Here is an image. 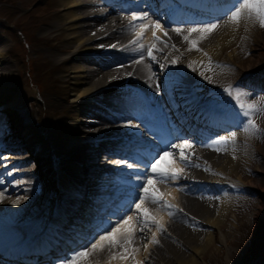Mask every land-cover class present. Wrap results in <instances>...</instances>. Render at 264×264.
<instances>
[{
    "label": "bare ground",
    "instance_id": "6f19581e",
    "mask_svg": "<svg viewBox=\"0 0 264 264\" xmlns=\"http://www.w3.org/2000/svg\"><path fill=\"white\" fill-rule=\"evenodd\" d=\"M166 1L57 0L53 16L47 17L36 40L26 37L30 43L27 51L8 45L6 35L0 33V151L15 152L16 156H4L3 161H8L5 167L19 166L22 169L14 174L28 179L23 183L27 185L26 197L20 201L0 173V209L4 205H10L4 211L14 209L12 216L0 214V264H44L48 256H60L64 264H79L88 256L101 259L109 252L112 257L103 264H207L209 257L225 245L230 232L227 235L223 231L236 226L234 194L247 187L241 171L252 151L242 134L232 129L237 118L231 110L226 111L228 107L220 98L226 99L240 86L251 88L248 82L240 84L239 78L234 83L237 74L233 66L238 60V46L257 39L254 18L244 6H238L237 0H180L183 13L171 9ZM164 4L168 9H159ZM148 9L159 21L156 27L145 25L146 13L142 11ZM184 34L190 41L183 43ZM24 56L31 68L38 64L47 73L23 78ZM246 75L257 76L250 71ZM35 83H40V88ZM153 84L166 103L158 100ZM48 85H53L55 102L40 93ZM29 86L33 89L25 90ZM244 88L243 93H248ZM126 90L136 91L145 100L143 105L150 103L155 108L165 104L184 138L173 145V162L158 151L151 167H137L140 170L132 174L126 191L119 194L127 193L122 199H106L112 216L92 228L91 239L107 229L108 222L112 225L110 219L119 210L131 206L138 190L143 194L134 209L117 216L122 222L116 226V233L100 237L95 249L82 252L87 242L79 233L86 229L75 219L77 212L90 196L113 194L111 188L105 189L111 177L102 164L103 156L109 159L112 170L124 169L114 152L120 150V157L134 154L135 149L127 150L129 145L137 146L133 138L149 144L141 131H152L155 125L142 114L140 106L132 116L126 113L134 105L123 92ZM32 100L44 103L40 116L36 110L32 112ZM24 101H30V114ZM156 126L159 136L164 131L175 139L167 123ZM223 130L226 134L216 135ZM214 145L216 151L210 152ZM94 147L101 151L94 152ZM31 162L35 165L27 166ZM100 175L104 184L97 192ZM139 175L147 176L140 189L136 188ZM161 176L169 182V193L159 197L153 189L159 186ZM192 191L208 199L195 200L200 197ZM78 194L77 199L70 197ZM186 194L195 198L190 200ZM51 198L54 201L48 205ZM156 202L161 203L162 213L153 222V233L143 253L132 262L129 254L144 234L143 217ZM103 207L99 204L94 208ZM93 209H85L84 216H94ZM179 219L182 225H178ZM62 238L76 245L67 246V252L62 253L58 250L66 246ZM167 247L166 253L160 252Z\"/></svg>",
    "mask_w": 264,
    "mask_h": 264
},
{
    "label": "rangeland",
    "instance_id": "374dc122",
    "mask_svg": "<svg viewBox=\"0 0 264 264\" xmlns=\"http://www.w3.org/2000/svg\"><path fill=\"white\" fill-rule=\"evenodd\" d=\"M56 2L57 0H0V33L6 35L5 41L8 43V45L15 46L16 50L20 49L27 51L30 43L26 41V37L28 38L30 36L31 38H34V41L36 40L35 36H38V32L46 26L47 17L53 16ZM237 3L238 6H244L245 10L249 12L251 16H253L254 32L256 34L255 36H257V39L253 37L247 42H242L238 46V60H236L234 63L235 67L233 66L234 73L237 75L233 80L234 83H237V79L239 78L241 82L240 84L248 82V84L251 85V83L254 81H256V84H253V86L251 85V88H244L240 86L237 92H229V95H227L226 99L220 98V100L222 101L223 105L225 104V106L228 107L226 111L231 110L237 117V125L235 129H237V131L242 134L246 147L250 149L252 153L248 158V162H245V166H243L241 171L243 182L247 185V188H242L234 194L233 210L235 212V217L237 218L235 226L236 229L229 228L228 230L225 229L223 231L224 234L228 235L229 232L231 234L229 233L225 245L222 244L218 250L209 257L207 264H264V71L262 70L264 69V0H237ZM146 17L145 25L147 27L157 26V23L159 22L158 19L149 16L148 13H146ZM182 37L183 39L181 40L184 43V41H186V35L184 34ZM194 37L195 36H191L190 39L195 40L196 38ZM126 38L127 37L123 39L125 40ZM187 40L190 41L189 39ZM192 43L193 42L191 41L188 43V45ZM38 48L39 47H37V49ZM44 51L47 50H43L42 52ZM24 58L21 61L22 66L20 72L23 78H35L36 74L47 73L46 69L38 64L36 69L31 68L32 64L28 61L27 56H24ZM10 62L12 63L13 59H10ZM13 70L14 74H17V65L15 63L13 65ZM249 71L250 73L257 75L256 78H248V75L246 74L249 73ZM256 71L261 72L257 74ZM52 75L54 74L52 73ZM17 80L18 79H16V81ZM16 84H18L20 87H23L20 83ZM35 84L36 86L40 85V83L39 85L38 83ZM52 87L53 85H48L47 88L43 87L41 88L40 93L43 98L47 97L51 100V102H55L54 99L56 96L53 94L54 91L51 89ZM241 88L246 89L248 93H243ZM26 89L30 90L33 88L29 86L28 88H25V90ZM29 102L30 101H28L26 104L24 101L23 106H28L27 113L30 114L31 108ZM31 104L33 105L32 112L36 110L40 116V110L44 109V103L42 104L41 101L39 102L32 100ZM57 119L58 118H55V120ZM124 123H126V121H124ZM232 129H234V127ZM226 132L227 130L222 132L220 137L226 134ZM216 146L217 145L212 146L214 148L210 149V152H215L217 148ZM96 148L97 147H94V149ZM98 151H100V149L94 150L96 153H98ZM12 153L13 152L10 151H3L0 153V158H4V155ZM175 153L176 151L174 150L171 153L166 152L165 155L167 156L169 162L174 161L173 159L175 158ZM102 159V164L106 168L107 157L103 156ZM2 160L3 159L0 160V173H3L4 177L2 180L8 181L7 183L9 184L7 187L14 190V195L17 197V200H20L21 198L25 199L27 193L25 189L27 188V185L25 184V186L23 183L28 182V179L26 177H22L20 174H14L16 170H21L22 168L13 165L5 167V164L8 165V161ZM125 161L127 160L125 159ZM34 165L35 164L31 162L27 166L33 167ZM126 175L127 173L121 174L123 178H128L129 175L128 177H126ZM111 180L113 183L112 185H114L113 187L118 186V188L121 189L125 186L124 184L118 185L117 183H119V181H117L114 176L111 178ZM96 184H98V186L103 185L101 175L98 177ZM168 184V180L161 176L159 186L153 189L154 194L158 195L159 197L163 196L168 192ZM100 191L101 187H98L97 192ZM192 194L200 198H195V196ZM192 194H186V197L190 200H193L194 198L195 200H198L201 199V197L202 199L204 198L203 200L208 199V197L199 196L198 192L192 191ZM53 198L47 200L49 203L48 205L53 203ZM142 199L143 194L141 190H139L137 197H135L131 203L133 206L130 207L134 209V207L139 204V202H142ZM6 206L10 205H4L3 209H0V214L7 213L9 216H12L14 209L4 211V208H6V210L7 208H10ZM149 210L150 211H148L143 217L146 219L142 230L144 234H142L141 238L138 239L139 244L135 243L137 247L135 246L134 252L129 254L131 255L130 258L132 259V262L135 259H138L139 255H141L146 248V244L149 243V237L152 235L154 229L153 222H155V220L159 218L162 213L161 203L156 202ZM92 213H95L94 210ZM77 216L78 218L82 219L83 208ZM102 217L104 218V215H102ZM137 217H139V215ZM119 219V217L110 219L113 220L112 225L103 230V233L100 232L97 238L89 240V242H87L86 248H82L81 251L83 252L85 250L95 249L97 246L96 241H98L100 237H106L107 235H113L116 233V226L118 227L122 222L119 221ZM181 221V219L177 220L178 225H182ZM158 237L160 238V234L157 235V238ZM121 246L124 247L125 244ZM167 250L168 247L164 250L161 249L160 252L166 253ZM106 254L108 255L103 256L101 259H91L90 256H88L86 260L83 259V261L79 262V264H103L110 256L112 257L110 252ZM116 254L118 256L122 255L117 251ZM144 263H146V261ZM133 264H135V262Z\"/></svg>",
    "mask_w": 264,
    "mask_h": 264
}]
</instances>
